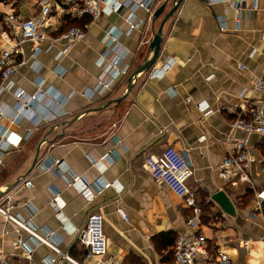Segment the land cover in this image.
Instances as JSON below:
<instances>
[{"label": "crops", "instance_id": "obj_1", "mask_svg": "<svg viewBox=\"0 0 264 264\" xmlns=\"http://www.w3.org/2000/svg\"><path fill=\"white\" fill-rule=\"evenodd\" d=\"M8 1L3 10L24 19L38 11V0ZM134 1L120 0L116 11L95 21L86 38L69 49L49 40L24 46L26 65L0 91V192L9 189L0 201L13 198L14 215L40 233H55L60 247L78 260L84 259L85 250L72 232L83 227L90 215L101 213L108 256L123 264L131 256L144 264H171L163 261L172 251V246H166L168 233L190 240L205 235L210 252L226 253L231 264H264V228L251 213L254 187L264 195V136L232 132L238 115L264 108V98L253 91L264 67V0H184L163 28L158 61L139 76L131 95L93 111L127 92L129 77L153 54L151 42L173 7V0H145L153 13L135 10L140 27L129 32L127 18ZM165 3L164 14L153 23L154 12ZM70 16L73 20L66 19ZM83 20L67 13L61 19L54 15L51 36H59L64 25ZM108 33L117 42L107 41ZM35 46L41 49L36 62ZM116 59L128 73L117 75L102 90L99 81H109L112 76L105 70ZM163 68L162 75H154ZM21 91L24 100L37 95L32 114L21 113L16 97ZM201 104L208 105V114L199 110ZM230 137L248 141L253 159L248 183H224L217 171L232 148ZM41 144L39 161L30 170ZM168 147L176 148L189 163L193 171L189 186L198 202L210 204L197 229L188 225L192 214L183 200L156 184L146 167L147 156H160ZM58 160L67 165V173L46 170ZM99 161L103 173L93 165ZM101 174L115 188L104 190L92 202L67 184L79 176L78 186L92 185ZM24 175L26 179L11 189ZM25 181L33 187H24ZM218 192L228 199L225 209L213 200ZM55 193L61 194L65 205L63 219L56 217ZM18 238L32 248V264H45L53 255L0 216V251L12 254L13 264H29L26 249L13 247ZM245 243L252 245L250 250ZM196 264L212 262L198 256Z\"/></svg>", "mask_w": 264, "mask_h": 264}, {"label": "built area", "instance_id": "obj_2", "mask_svg": "<svg viewBox=\"0 0 264 264\" xmlns=\"http://www.w3.org/2000/svg\"><path fill=\"white\" fill-rule=\"evenodd\" d=\"M0 91L5 82L9 81L17 72L26 65L24 46L28 43L39 45L45 40H49L51 44L64 43L69 49L78 42L86 38L87 32L92 24L100 19L103 15L116 11L120 5V0H38V11L31 18L24 19L16 12H6L4 7L10 5L8 0H0ZM144 9L149 13H153L152 6L145 0H135L133 2L132 12L127 18L129 32L135 31L140 27V23L135 20L134 11ZM240 11V9H239ZM55 13V14H54ZM70 14L76 18L85 16L90 18V22L83 27H72L61 33L57 37L51 36L52 18L58 15L59 19L64 14ZM263 27L261 30V40L264 43V13L262 17ZM60 25V21L58 23ZM107 41L117 42L114 34L108 33ZM39 46H35L32 58L36 62L40 52ZM253 50L251 57L255 54ZM120 59L113 60L109 63L105 73L110 75L109 81H99V88L105 90L110 87L117 75H127V68H120ZM243 69V67H240ZM166 68L156 70L155 76H160ZM253 91L259 93L264 98V67L261 76L255 81ZM24 93L18 92L16 97L19 100L21 113L32 114L31 105L37 100V95L29 100L23 99ZM201 112L209 110L208 105H199ZM207 112L206 114H208ZM0 115H2L0 113ZM241 131L247 136L260 135L264 136V108L251 109L249 114L238 115L232 123V132ZM7 142V138H5ZM229 143L232 148L227 152L224 160L217 166V171L224 183L231 184L236 180L242 182H250V166L253 162L249 151L247 139L230 137ZM103 161V160H102ZM145 164L152 180L158 184L169 188L177 197L183 200L186 207L191 211L192 216L188 220V225L193 229H197L200 225L202 207L199 205L196 193L189 186L193 171L184 155L174 147H168L162 155H149L145 159ZM99 166L101 173L102 168L100 161L93 163ZM46 170L64 174L68 172L67 165L62 161H55L46 167ZM82 182L79 176H73L68 181L69 187H77L80 194L88 201L92 202L104 190L115 188V185L106 182L101 174L100 177L92 185L78 186ZM24 187L32 188L31 181H25ZM254 205L251 213L253 217H257L261 221L264 228V195L259 194L257 190ZM53 206L56 209V217L63 219L64 203L61 200V194L53 195ZM27 204L23 203L22 206ZM15 207L13 198L6 197L0 201V216L5 223L12 225L17 232H25L29 235L31 241L37 245H43L50 249L53 255L45 259V264H123L119 259L108 256L107 240L104 235L103 224L104 217L101 213L90 215L86 224L80 229H74L72 234L75 235L77 241L81 243L85 250L83 260L72 257L67 251L60 247L55 233L46 231L40 233L33 228L29 222L23 221L12 213ZM120 216L127 220V215L123 209L118 210ZM264 239V236H263ZM26 242L18 238L13 247L25 248L24 257L29 264H32L33 250L26 248ZM245 248L250 250L251 244L245 243ZM173 262L171 264H196L198 256H203L212 264H231L229 256L218 250L213 255L209 250V239L205 235H197L190 240L183 235H179L173 245ZM0 264H13L12 254L0 251Z\"/></svg>", "mask_w": 264, "mask_h": 264}, {"label": "water", "instance_id": "obj_3", "mask_svg": "<svg viewBox=\"0 0 264 264\" xmlns=\"http://www.w3.org/2000/svg\"><path fill=\"white\" fill-rule=\"evenodd\" d=\"M184 2V0H173V7L170 9V11L164 16L160 27L158 29V32L156 33V35H154L153 41L151 42V49L153 50V54L151 55V57H149L141 66H139L129 77L128 79V86H127V92L119 99L116 100H111L110 102H108L104 107L100 108V109H94L93 111H102L108 107H110L113 104H119L122 101H124L128 96L131 95V92L134 88V84L136 83V81L138 80L139 76H141V74L147 72L149 69H151L156 62L159 59L160 56V52H161V46H162V34H163V28L165 26V24L167 23V21L169 19H171V17L174 16V14L178 11V9L180 8V6L182 5V3ZM167 8V3L163 4L161 7H159L153 14V23H156L157 20L160 19V17L164 14L165 10ZM77 120V119H76ZM75 120V121H76ZM66 123H63L62 125L64 126ZM47 141H44L43 143H46ZM42 143V144H43ZM42 144L39 146V148L36 151V155L34 158V161L32 163V167L30 170H32L36 164L39 161V157H40V152H41V147ZM27 177V175L21 176L19 177L15 183L11 186V189L14 188L16 185H18L19 183H21L23 180H25ZM9 191H2L0 192V197H3L5 194H7V192ZM213 200L218 203L219 205H222V207L225 209L226 207H228V199L227 197L224 195L223 192H218L214 195ZM222 208V209H223ZM223 209V210H224Z\"/></svg>", "mask_w": 264, "mask_h": 264}, {"label": "trees", "instance_id": "obj_4", "mask_svg": "<svg viewBox=\"0 0 264 264\" xmlns=\"http://www.w3.org/2000/svg\"><path fill=\"white\" fill-rule=\"evenodd\" d=\"M67 18L69 20H73V19H70V18H72L71 16L70 17H66V19ZM82 19H84V20L83 21H79V22L72 21V23L67 24L66 27L64 25V27L62 28V30H61L60 33L65 32V31H67L68 29H70L72 27H83L84 24H86V23H88L90 21V18L87 17V16L83 17ZM249 192L252 193L251 191H249ZM199 205L202 207L203 211L209 210V208H210V204H204V205H202L201 203H199ZM166 235L168 237H170L169 238L170 239V242L166 246H172V248H173V245H174V243H175V241L177 239V236H173V234H171V233H168ZM170 256H171V258H170ZM129 259H130L129 262L128 263L125 262V263H127V264H144L142 262V260L140 258H138L137 256H131ZM163 261L164 262H173V250L169 253V255L166 258H164Z\"/></svg>", "mask_w": 264, "mask_h": 264}]
</instances>
